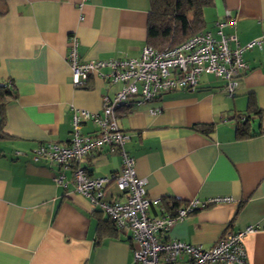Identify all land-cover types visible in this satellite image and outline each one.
Wrapping results in <instances>:
<instances>
[{"label":"crops","instance_id":"obj_1","mask_svg":"<svg viewBox=\"0 0 264 264\" xmlns=\"http://www.w3.org/2000/svg\"><path fill=\"white\" fill-rule=\"evenodd\" d=\"M79 2L0 0V83L16 93L5 107L6 137L0 138V264H135L129 232L97 240L98 217H108L70 183H54L58 165L31 157L40 143L67 144L72 111L100 112L102 96L120 86L96 74L73 86L66 60L70 34L81 60L137 57L146 43L149 0ZM227 12L236 23L225 34L234 33L239 45L260 39L243 52L247 67L236 77L233 96L223 91L222 79L202 74L194 89L165 91L120 108L116 119L129 135L125 148L136 175L146 179L148 197L233 198L176 220L161 240L206 248L226 231L251 225L255 230L243 237L245 261L264 264V0H214L203 9L202 30L214 33L213 22ZM249 96L260 115L251 120L252 134L240 139L236 117L246 112ZM197 123L214 129L193 131ZM94 130L91 121L82 124L83 133ZM77 165L92 176H107L120 167V157L102 148ZM63 172L70 180V170ZM105 199L122 201L124 195L110 183ZM148 214L161 215L155 206Z\"/></svg>","mask_w":264,"mask_h":264},{"label":"built area","instance_id":"obj_2","mask_svg":"<svg viewBox=\"0 0 264 264\" xmlns=\"http://www.w3.org/2000/svg\"><path fill=\"white\" fill-rule=\"evenodd\" d=\"M86 1L80 0L79 7ZM235 23L236 18L227 12L213 22L214 33L199 30L179 44L167 45L160 50L145 43L139 55L131 58L81 60L76 36L70 34L67 38L66 60L73 86H83L92 74L120 86L111 96H102L100 112L72 111L67 144L40 143L31 151V157L58 165L61 171L53 177L56 185L70 183L73 191L110 218L119 231L129 232L135 264H246L243 237L255 230L251 225L242 230L226 231L206 248L179 239L161 240L160 234L167 232L176 220L200 209L229 203L233 198L224 195L192 198L180 201L181 204L169 212L167 208L176 200L147 196L146 179L136 175L134 158L125 148L129 135L119 128L116 119L120 108L140 105L165 91L194 89L202 74L222 79L223 91L227 96H233L236 77L247 67L243 52L260 42L255 38L239 45L234 33L223 32L225 27L233 28ZM104 68L108 71L102 72ZM159 110L151 109L152 112ZM87 120L94 124L95 130L83 133L82 124ZM102 148L119 155L120 167L116 171L95 177L77 165L82 157ZM65 170H70V180L66 178ZM110 183L116 185L124 200L105 199V186ZM152 206L158 207L161 215L150 216L148 211Z\"/></svg>","mask_w":264,"mask_h":264},{"label":"trees","instance_id":"obj_3","mask_svg":"<svg viewBox=\"0 0 264 264\" xmlns=\"http://www.w3.org/2000/svg\"><path fill=\"white\" fill-rule=\"evenodd\" d=\"M214 0H149L150 9L146 21V43L160 50L167 45L174 46L187 39L192 33L202 30L205 26L203 9L213 5ZM15 91L0 83V138H5V107L15 98ZM260 115V110L252 96L248 97L244 114L236 117L235 131L237 138H246L252 134L251 120ZM241 118V119H240ZM196 132L208 134L214 129V124L197 123L191 126ZM180 201H173L167 210L172 212L180 205ZM100 215L99 212H96ZM110 218L103 220L98 217L97 240L105 235L117 232Z\"/></svg>","mask_w":264,"mask_h":264}]
</instances>
